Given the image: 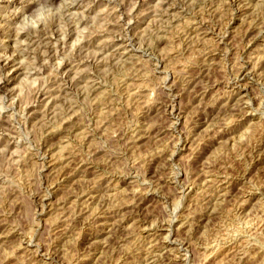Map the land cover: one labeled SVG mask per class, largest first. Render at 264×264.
Segmentation results:
<instances>
[{"label":"rangeland","instance_id":"obj_1","mask_svg":"<svg viewBox=\"0 0 264 264\" xmlns=\"http://www.w3.org/2000/svg\"><path fill=\"white\" fill-rule=\"evenodd\" d=\"M0 264H264V0H0Z\"/></svg>","mask_w":264,"mask_h":264},{"label":"bare ground","instance_id":"obj_2","mask_svg":"<svg viewBox=\"0 0 264 264\" xmlns=\"http://www.w3.org/2000/svg\"><path fill=\"white\" fill-rule=\"evenodd\" d=\"M255 5H258V4H256L255 3ZM255 8V7H254ZM177 18V17H176ZM186 25V24H185ZM76 36H77V34H76ZM210 45V44H209ZM216 48V47H215ZM210 50V49H209ZM10 57H8V59H9ZM7 59V58H6ZM2 67V66H1ZM238 73V72H237ZM99 98V97H98ZM101 114V113H100ZM64 122V121H63ZM228 125V124H227ZM56 128V127H55ZM57 129V128H56ZM52 130H53V128H52ZM58 130V129H57ZM49 132H51V129H50V131ZM52 133V132H51ZM55 134V133H54ZM68 144V143H67ZM65 146L64 147H62V148H60L61 146H59V149H61V150H59V152H58V155H57V157H56V159L57 160H59L60 158H63V157H61L62 156V152L68 147V145H66V144H64ZM68 151V149L65 151V152H67ZM64 152V153H65ZM63 153V154H64ZM72 154V153H71ZM64 159V158H63ZM60 160H62V159H60ZM16 177V176H15ZM96 186V185H95ZM55 209V208H54ZM92 211V210H91ZM42 213V212H41ZM90 217V216H89ZM153 225V224H152ZM30 242V241H29Z\"/></svg>","mask_w":264,"mask_h":264}]
</instances>
